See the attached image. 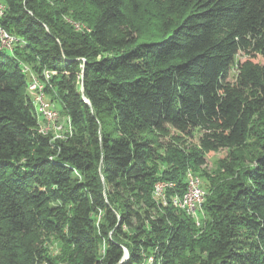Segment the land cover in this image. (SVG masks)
<instances>
[{
	"label": "trees",
	"instance_id": "obj_1",
	"mask_svg": "<svg viewBox=\"0 0 264 264\" xmlns=\"http://www.w3.org/2000/svg\"><path fill=\"white\" fill-rule=\"evenodd\" d=\"M0 3L17 38L0 49V264H54L49 236L67 264H264V0ZM79 7L87 30L61 19ZM24 67L68 119L63 137L40 130ZM188 170L198 230L171 204ZM159 180L174 184L165 205Z\"/></svg>",
	"mask_w": 264,
	"mask_h": 264
},
{
	"label": "rangeland",
	"instance_id": "obj_2",
	"mask_svg": "<svg viewBox=\"0 0 264 264\" xmlns=\"http://www.w3.org/2000/svg\"><path fill=\"white\" fill-rule=\"evenodd\" d=\"M79 8H80V10L78 13L72 12V10H74V8H73L70 11L64 13L63 16H61V19H63V21L66 24H68L69 26H71L72 29L75 31L87 30V28H88V25H87L88 22L87 21L89 20L90 12H89V10H87L84 7H79ZM76 14L78 15V17H75ZM140 24H141L142 32L145 36L151 37V36H156L157 34L159 35V33H156L157 29L155 27L156 26L155 23L149 17L144 16L141 19ZM0 49H2V47H0ZM246 58H247V56H245V54H238L236 56L237 61H243ZM256 60H260V59L256 58L255 61ZM234 68H235V66H233L229 71L228 79L230 81L233 80L234 75H235V69ZM26 72L30 73L31 71L28 68V71H26ZM29 75H30V77H35L32 73H30ZM41 85L43 86V83ZM28 86H29V84H28ZM27 89L29 90V88H27ZM46 98H47V96H46ZM51 103H54V102H51ZM55 110H57L56 107H55ZM57 121L59 124H62V126H63L60 129V132H58V129L56 128L58 125L54 126V125L50 124L51 127H50V129H48L49 131H47L45 133H48L51 131L54 138H61L64 136V135L62 136L63 132L68 131L69 124H68L67 118L60 113H58V120ZM55 123H56V120H55ZM249 143L250 144L253 143V140H251ZM167 154H168L167 151L161 152L162 156H166ZM169 154H171V152H169ZM225 156H226V151H223V150L208 153L206 156V165L203 166V168L207 172H209L211 175H213L214 172L217 171L219 168V161L221 159L225 158ZM204 180H205V183H207V179L205 178ZM205 183H204V185H205ZM200 186L201 187L203 186L202 179L200 181ZM205 186H204V188H205ZM202 190H203V188H202ZM203 198H204V195H203ZM197 216H198V218H197V222L195 221V227H198L197 228V230H198V229H200L199 226H201V224L203 222L204 215L201 212L200 214L198 213ZM192 234L197 235L198 233H197V231L196 232L194 231ZM44 244L47 248V254H48V256L51 257V259L54 260V262H55L54 264H67V261L63 259L65 256L64 255L65 250H64L63 246L60 244V242L55 237H52V236L46 237ZM123 258H126V256H124ZM148 262H149V264H152V262H153V257L150 254L146 255L140 264H146Z\"/></svg>",
	"mask_w": 264,
	"mask_h": 264
},
{
	"label": "bare ground",
	"instance_id": "obj_3",
	"mask_svg": "<svg viewBox=\"0 0 264 264\" xmlns=\"http://www.w3.org/2000/svg\"><path fill=\"white\" fill-rule=\"evenodd\" d=\"M1 45H2V33L0 32V47H1ZM3 48L6 49V50H9V51L11 50V48L2 47V49ZM24 70L27 71V67H24ZM39 84H42V83L39 81ZM28 88H29L28 92L32 96V99H33L34 105L36 107V110H37L39 116L43 119L42 120L43 123L40 125V126H42V127H40V130L43 131V132H47V131H49L48 129H50V127H51L50 124H52L54 126L57 125L55 123L56 117H48V110L44 107V104L41 102V100L39 98H36L35 93H32V91H31V82L29 83ZM56 128L58 129V126ZM195 176H196L195 174H193L192 172H190L188 170L186 172V176H185V178H186V180H185L186 183L185 184L186 185H185L184 192L181 195H176V193H175V195L173 194L171 196V197L174 196L172 198V202L170 201L171 204H173L174 207L176 206L179 209L184 210L187 214H189V215H191L193 217H194V211H191V209H190V199H188V195H189V189L191 187V178H195ZM171 188H174V184L172 182L165 181V189H166V191L165 190H159V189H153V191H152L153 192V196L155 198L159 199L160 200L159 202H162V204L165 205L166 202H167V199H166L167 190H169ZM198 189L202 190V187L200 186V182H198ZM203 195H204L203 192L199 195L198 206H200L201 202L203 201L202 200L203 199ZM199 210H200V208H195V216L196 217H198L197 214H198ZM146 264H149V262L146 263Z\"/></svg>",
	"mask_w": 264,
	"mask_h": 264
},
{
	"label": "built area",
	"instance_id": "obj_4",
	"mask_svg": "<svg viewBox=\"0 0 264 264\" xmlns=\"http://www.w3.org/2000/svg\"><path fill=\"white\" fill-rule=\"evenodd\" d=\"M4 11V5L0 3V17ZM0 32L2 33V45L1 47H6V48H12L15 42L17 41V38L6 32L1 26H0ZM28 71V68H27ZM31 91L32 93H35L36 98H39L41 102L44 104V107L48 110V117H56V124L58 125V132H60V129L63 127L62 124L58 123V112L48 102V100L45 97L44 91H43V86L39 84V80L36 77H31ZM68 121V119H67ZM42 127V126H40ZM69 130V129H68ZM57 132V133H58ZM201 179L197 178H191V187L189 189V195L188 199H190V209L191 211H194V221L197 222V218L195 217V208H200L201 206H198V198L199 195L204 192V190H199L198 189V182H200ZM153 189H159V190H165V181L164 180H159L154 183ZM174 197V196H173ZM171 197V199L173 198Z\"/></svg>",
	"mask_w": 264,
	"mask_h": 264
},
{
	"label": "water",
	"instance_id": "obj_5",
	"mask_svg": "<svg viewBox=\"0 0 264 264\" xmlns=\"http://www.w3.org/2000/svg\"><path fill=\"white\" fill-rule=\"evenodd\" d=\"M81 91H82V90H81ZM124 256H127V251H126V250L124 251Z\"/></svg>",
	"mask_w": 264,
	"mask_h": 264
}]
</instances>
